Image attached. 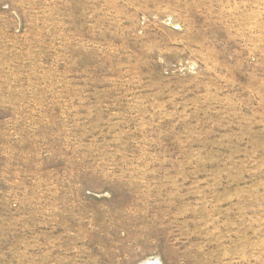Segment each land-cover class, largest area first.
<instances>
[{
    "label": "rangeland",
    "instance_id": "374dc122",
    "mask_svg": "<svg viewBox=\"0 0 264 264\" xmlns=\"http://www.w3.org/2000/svg\"><path fill=\"white\" fill-rule=\"evenodd\" d=\"M264 264V0H0V264Z\"/></svg>",
    "mask_w": 264,
    "mask_h": 264
},
{
    "label": "bare ground",
    "instance_id": "6f19581e",
    "mask_svg": "<svg viewBox=\"0 0 264 264\" xmlns=\"http://www.w3.org/2000/svg\"><path fill=\"white\" fill-rule=\"evenodd\" d=\"M152 264H160V262H158V261H155V262H152Z\"/></svg>",
    "mask_w": 264,
    "mask_h": 264
},
{
    "label": "water",
    "instance_id": "95a60500",
    "mask_svg": "<svg viewBox=\"0 0 264 264\" xmlns=\"http://www.w3.org/2000/svg\"><path fill=\"white\" fill-rule=\"evenodd\" d=\"M149 264H152L151 262Z\"/></svg>",
    "mask_w": 264,
    "mask_h": 264
}]
</instances>
